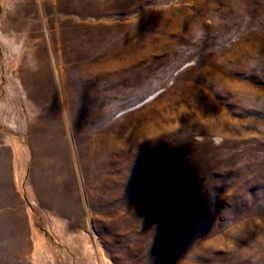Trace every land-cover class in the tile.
<instances>
[{
	"label": "rangeland",
	"instance_id": "obj_1",
	"mask_svg": "<svg viewBox=\"0 0 264 264\" xmlns=\"http://www.w3.org/2000/svg\"><path fill=\"white\" fill-rule=\"evenodd\" d=\"M0 32L43 191L0 264H264V0H0Z\"/></svg>",
	"mask_w": 264,
	"mask_h": 264
},
{
	"label": "crops",
	"instance_id": "obj_2",
	"mask_svg": "<svg viewBox=\"0 0 264 264\" xmlns=\"http://www.w3.org/2000/svg\"><path fill=\"white\" fill-rule=\"evenodd\" d=\"M3 102L1 99L0 112L5 107ZM18 126L14 125L13 130ZM26 143V138L17 132L6 134L0 130V221H26L24 214L28 216L30 206L25 190L31 192L35 185L37 193L41 195L43 192L42 178L37 176L34 179L32 172L27 175L29 153Z\"/></svg>",
	"mask_w": 264,
	"mask_h": 264
},
{
	"label": "clouds",
	"instance_id": "obj_3",
	"mask_svg": "<svg viewBox=\"0 0 264 264\" xmlns=\"http://www.w3.org/2000/svg\"><path fill=\"white\" fill-rule=\"evenodd\" d=\"M0 46L5 47L11 55L19 56L23 52L24 40H16L0 32Z\"/></svg>",
	"mask_w": 264,
	"mask_h": 264
}]
</instances>
